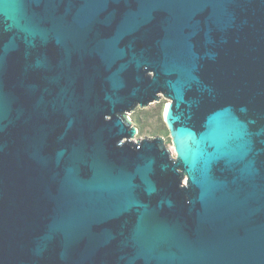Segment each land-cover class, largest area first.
<instances>
[{"label": "water", "instance_id": "1", "mask_svg": "<svg viewBox=\"0 0 264 264\" xmlns=\"http://www.w3.org/2000/svg\"><path fill=\"white\" fill-rule=\"evenodd\" d=\"M0 264H264V0H0Z\"/></svg>", "mask_w": 264, "mask_h": 264}, {"label": "rangeland", "instance_id": "2", "mask_svg": "<svg viewBox=\"0 0 264 264\" xmlns=\"http://www.w3.org/2000/svg\"><path fill=\"white\" fill-rule=\"evenodd\" d=\"M168 102L169 99L161 95L158 101L145 107H136L128 116L132 120V124L138 129V133L133 138L134 140L160 135L164 138L165 144L174 156L173 144L164 122V111Z\"/></svg>", "mask_w": 264, "mask_h": 264}]
</instances>
